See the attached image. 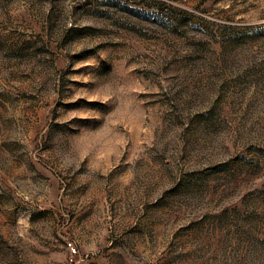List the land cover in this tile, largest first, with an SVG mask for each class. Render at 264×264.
<instances>
[{"label": "rangeland", "instance_id": "obj_1", "mask_svg": "<svg viewBox=\"0 0 264 264\" xmlns=\"http://www.w3.org/2000/svg\"><path fill=\"white\" fill-rule=\"evenodd\" d=\"M0 264H264V0H0Z\"/></svg>", "mask_w": 264, "mask_h": 264}, {"label": "built area", "instance_id": "obj_2", "mask_svg": "<svg viewBox=\"0 0 264 264\" xmlns=\"http://www.w3.org/2000/svg\"><path fill=\"white\" fill-rule=\"evenodd\" d=\"M70 247L72 248V250H74V251H75V248L72 246V244H70Z\"/></svg>", "mask_w": 264, "mask_h": 264}]
</instances>
